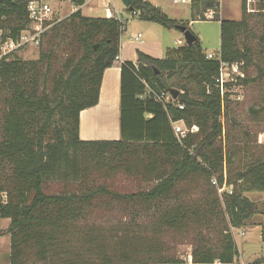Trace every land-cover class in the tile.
Returning a JSON list of instances; mask_svg holds the SVG:
<instances>
[{
	"label": "trees",
	"instance_id": "16d2710c",
	"mask_svg": "<svg viewBox=\"0 0 264 264\" xmlns=\"http://www.w3.org/2000/svg\"><path fill=\"white\" fill-rule=\"evenodd\" d=\"M130 1L132 10H126L133 18L170 30L187 26L146 0ZM85 2L74 0L78 8ZM258 2L264 18V0ZM250 6V0H242L241 21H221L219 52L225 62L246 66L254 62L252 49L239 45L249 29ZM218 7L219 0H195L192 5L201 12L216 9L214 20ZM27 24L24 1L0 0V47L7 38H17ZM122 27L116 18L86 17L78 9L46 34L38 60L14 56L2 63L0 199L5 194L6 200H0V218L10 220L9 228L2 231L10 236V264H28L29 254L42 264H79V250L69 247L73 237L77 241L84 237L89 250L102 258L101 264H116L114 260L117 264H238L233 229L243 228L260 213L246 193L264 192V158L236 172L227 171L221 145L229 94L221 96L215 83L220 65L206 58L199 38L194 44L169 49L163 59L138 51L136 63L121 64V138H80L81 113L98 104L104 72L120 55ZM259 40L264 52V28ZM66 46L70 53L60 69L58 51ZM176 74H186V82L170 84ZM147 86L157 91L177 87L176 101L184 109L166 110L146 94ZM181 120L198 128L182 143L172 126V121ZM119 172L156 184L147 191L122 194L98 184L94 177ZM225 174L227 186L233 189L220 196L211 181L216 178L222 186ZM196 179L204 182L197 206L181 197L182 185ZM54 182L75 184L77 189L48 194L46 189ZM99 203L123 208L132 225L153 212L157 231H194L191 263L166 256L139 258L130 247L143 237L129 231L115 242L113 257L105 254L100 234L84 233L78 226Z\"/></svg>",
	"mask_w": 264,
	"mask_h": 264
},
{
	"label": "rangeland",
	"instance_id": "374dc122",
	"mask_svg": "<svg viewBox=\"0 0 264 264\" xmlns=\"http://www.w3.org/2000/svg\"><path fill=\"white\" fill-rule=\"evenodd\" d=\"M48 3L55 9L61 12V16H69L73 11L72 7L76 5L70 0H47ZM89 3L83 8V14L87 17H106L105 6L111 4V8L118 9L121 12L125 11V6L121 0H87ZM113 1V2H112ZM160 6L164 13L170 18L183 22L195 34L202 45L205 53H217L221 48V21H241L242 20V0H219V7L217 10L218 17H206L205 13L215 10H207L201 12L193 9L191 6L174 5L171 0H147ZM250 11L248 15L249 29L246 34L239 40L240 47L248 45L252 49L253 64L244 65L241 68L240 85L233 89L229 95V101L224 111L222 122L225 127L224 138L222 141V148L227 157L226 164L227 171L236 172L241 170L244 165L252 160L264 158V52L259 39L264 28V18L259 6L258 0H250ZM79 9V8H78ZM202 10V8L200 7ZM126 17L132 16L130 13H124ZM65 17V18H66ZM128 19L129 31L132 27L137 26V22L133 23L131 18ZM143 22V21H142ZM140 22V23H142ZM142 28L148 27L142 23ZM159 26V25H157ZM170 30V29H168ZM143 31V30H140ZM171 38L166 37V42L169 43L170 49L179 48L186 44L183 34L174 29ZM2 32H0V36ZM174 36L183 42V45L174 43ZM43 46H45L43 44ZM40 47L24 49L20 51L16 57L23 61H36L39 59ZM70 50L68 46L63 47L58 51L59 64L58 68H62L65 63ZM244 80L247 83H244ZM177 82H186V74L172 75L170 84ZM180 91L177 87L172 88ZM121 104V102H120ZM120 111V108H119ZM87 115L84 116V121L87 123ZM86 124L83 127V136H97L103 137L104 132L93 133L86 130ZM100 140V139H99ZM102 140V139H101ZM231 160V163L229 162ZM97 178L98 184L107 186L110 190L122 194H128L138 191H147L155 186L154 181H145L138 175H128L124 172H119L111 177L104 174H94ZM215 179V178H214ZM183 196L182 200L199 205L204 195V182L196 179L191 183L182 185ZM180 187V186H179ZM184 188V189H183ZM75 184L65 185L54 182L48 185L46 192L48 194L59 193L65 190H76ZM246 196L256 202L260 211L264 212V192H249ZM127 213L123 208L118 206H109L104 203H99L95 209L92 210L90 216L78 224L79 230L89 234H100L101 242H104L105 254L112 256V247L115 242L124 234L125 231L143 237L141 241L130 247L135 255L140 256L144 260L156 259L159 256H166L171 258H179L187 260L191 257L192 250L196 241V233L190 231L188 233H176L170 229H162L157 231L154 228L155 220L153 212L148 214V217H143L137 221L138 225H132L131 218L126 216ZM256 220L260 222L264 219V215L255 216ZM9 224V223H8ZM5 222H1L0 226L5 227ZM0 227V235L2 231ZM254 230L235 229L233 235L240 247L244 250L243 258L247 262H255L257 260H264V241L261 238V228L254 227ZM242 232H246V236H242ZM251 233V234H250ZM250 234V235H249ZM70 239L65 238L64 240ZM73 237V243L69 247L74 250H79L78 260L79 264L94 263L101 264L102 258L97 256L96 251L89 250L88 243L85 238ZM75 251V250H74ZM114 260V259H113ZM117 264L118 261L114 260ZM28 264H42L37 262L36 258L29 254L27 258ZM0 264H10V238L5 239L0 236ZM121 264V263H119Z\"/></svg>",
	"mask_w": 264,
	"mask_h": 264
},
{
	"label": "crops",
	"instance_id": "0c3cea01",
	"mask_svg": "<svg viewBox=\"0 0 264 264\" xmlns=\"http://www.w3.org/2000/svg\"><path fill=\"white\" fill-rule=\"evenodd\" d=\"M92 1V0H91ZM147 1V0H146ZM113 2V1H112ZM150 2V1H148ZM89 2L86 0L85 4L79 9L82 11L85 8L86 4ZM154 6L163 10L160 6L155 5L153 2H150ZM114 6L112 3H110ZM126 8V7H125ZM78 8L76 9V11ZM113 12H118L122 22H125L126 30L123 32L121 36V49L120 55L114 64L113 67L108 68L103 75L102 85L100 89V98L99 102L95 107L87 109L81 113L80 116V138L85 141L92 140H119L121 138L120 132V102H121V64L125 62H133L136 63L138 60V51L149 55L156 59L165 58L167 51L170 49L169 43L166 42V37L171 38L173 36L174 29L168 30L162 26H157L158 24L152 22H146L139 20L137 18H133L132 16L126 17L124 13L114 7L112 8ZM75 12V11H74ZM129 14V13H128ZM86 16L85 14H83ZM87 17V16H86ZM109 18L108 16H106ZM97 18V17H94ZM131 18L132 22L140 21L149 25L148 27L142 28V23L137 22V26L132 27V30L129 31L128 19ZM143 30V31H140ZM141 34L142 37L140 39H136L137 35ZM181 40L177 39L174 36V43L179 44ZM180 45V44H179ZM87 115V123L84 121V116ZM86 124L87 132L93 133H102L105 135L103 137H96L94 135L85 137L83 136V127ZM256 203V202H255ZM259 207V206H258ZM260 210V209H259ZM264 215V212L260 211L256 216L261 217ZM1 222H5V227H1V230H7L10 226L9 219H1ZM9 223V224H8ZM264 226V219L260 222L256 220V217L252 219V221L248 222L242 229L243 230H254V227L261 228V238H262V227ZM235 231V230H234ZM233 231V233H234ZM251 234V233H250ZM249 234V235H250ZM5 239L8 238L9 235H0ZM235 236V235H234ZM242 236H246V232H242ZM10 238V236H9ZM236 241V238H235ZM263 241V240H262ZM237 243V241H236ZM239 248V258L237 260L238 264H264V260H257L255 262H247L244 258V250L237 243Z\"/></svg>",
	"mask_w": 264,
	"mask_h": 264
},
{
	"label": "built area",
	"instance_id": "2783aa9c",
	"mask_svg": "<svg viewBox=\"0 0 264 264\" xmlns=\"http://www.w3.org/2000/svg\"><path fill=\"white\" fill-rule=\"evenodd\" d=\"M26 3V12L28 18V24L21 31V33L17 36V38H7L4 40L0 47V88L2 87V63L3 61H10L15 55H17L20 51L24 49L31 48H39L46 36L52 28L65 19L66 16H61V12L55 10L47 0H22ZM74 3V0H70ZM174 5H185L191 6L194 4L195 0H171ZM109 6H105V14L109 18H116L120 22H122L120 15L118 12H113ZM72 14L78 7H72ZM69 14V15H70ZM216 13L214 11L205 13L206 17L213 18ZM68 17V16H67ZM122 33L126 30L125 22H122ZM142 37L141 34H138L136 39H140ZM180 45H183V42H179ZM206 58L209 60H215L219 63V74L215 79L216 86H218L221 96L226 97L227 94H231L233 89L240 84V75L241 68L244 66V63H228L225 62L220 52L217 53H206ZM118 59V58H117ZM146 94L148 96H152L153 99L163 105V107L168 110L169 106H177L180 110L184 109V106L181 105L176 99L173 98L171 91H157L153 88L147 86ZM172 126L174 133L179 140V142H183L188 134H194L198 132V128L196 126L188 127L186 123L181 121H172ZM227 178L226 174L224 176V183L222 186L219 185L218 180L215 178L212 179V184L217 187L218 193L220 196L224 192H231L232 187L227 186ZM1 202L3 203L6 200V195L3 194L1 196ZM234 230V229H233ZM188 261L191 263L192 257H189Z\"/></svg>",
	"mask_w": 264,
	"mask_h": 264
},
{
	"label": "water",
	"instance_id": "95a60500",
	"mask_svg": "<svg viewBox=\"0 0 264 264\" xmlns=\"http://www.w3.org/2000/svg\"><path fill=\"white\" fill-rule=\"evenodd\" d=\"M121 1L126 8L132 10L130 0H121ZM177 29L183 34L186 41V45L194 44L198 40V37L195 34H193L192 31L187 26L179 25ZM171 94L173 98L176 99L180 94V92L172 89Z\"/></svg>",
	"mask_w": 264,
	"mask_h": 264
}]
</instances>
